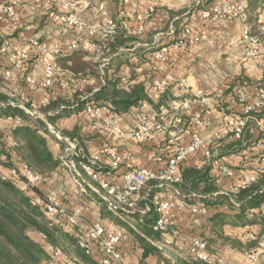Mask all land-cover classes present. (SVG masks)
Masks as SVG:
<instances>
[{
    "label": "crops",
    "instance_id": "1",
    "mask_svg": "<svg viewBox=\"0 0 264 264\" xmlns=\"http://www.w3.org/2000/svg\"><path fill=\"white\" fill-rule=\"evenodd\" d=\"M222 1L128 0L123 3V0H0V39L11 40V51L22 50L28 54L26 60H0V93L39 108L57 97L71 98L78 87L92 85L94 81L90 75L80 79L55 75L51 87L43 86L44 69L48 66L54 68L55 58L36 54L35 49L28 45V40L32 38L62 46L77 41V50L85 54V60L96 62L100 70L110 61L109 79H119L118 86L122 89L127 84L128 88L130 84L141 83L148 98V101L143 100L127 110L112 108L107 96H98L93 100L98 107L108 110V116L116 122L115 128L95 127L96 118L83 110L64 115L55 122L60 131L74 132L86 154L96 157L98 165L104 170L110 169L113 156L117 159L119 168L111 178L113 183L120 182V175L126 167L155 166L158 158L164 159L173 153L177 145H188L195 131L204 142L212 140L217 143L227 136H223L222 132L234 121L225 112L231 109L242 115L243 107L236 100L238 92H244L247 101L251 102L258 92L264 91V36L261 40V57L256 60L245 57L248 44L244 40V36L250 32L253 33L250 35L258 34V18L264 14V0H231L246 9L245 15L235 20L213 24L201 19L202 9ZM152 2L158 3V8L145 22L142 33L135 35L134 30L138 26L136 16ZM10 5L13 6V16L2 10ZM101 5L117 22V35L130 40L112 54L103 37L97 35L89 40L88 46H84V35L78 38L76 31L53 20L57 12L69 10L81 20L93 24L99 19L97 9ZM175 21L179 28L192 26L197 34L204 37L199 43L181 50L171 47L166 61H158L154 57L155 51L161 46L175 43L178 34L172 36L168 33L169 26ZM7 71L10 72L9 77L5 75ZM162 83L164 87L159 89ZM35 114L45 120L43 115L36 111ZM105 114L103 117L106 118ZM148 115L152 116L158 128L138 142L134 140L133 133L142 118ZM258 121L263 122L264 116L256 119L249 140L244 142L245 147L239 152L220 157L217 152L218 155L210 161H206L200 152L189 158L184 168L201 169L208 166L210 175L223 192L255 182L264 172V133ZM25 124L27 121L23 118L0 112V151L13 144L12 132ZM46 138L53 156L62 155L61 145L50 137ZM216 161L226 166L225 174L218 172ZM0 174L8 176L9 168L1 166ZM74 176L61 165L49 180L42 183L40 190L51 205L61 207L66 212L79 213L85 224L101 222L106 226L123 228L126 238L122 252L130 264H164L162 258L171 261L187 259L189 243L195 237L207 241L208 252L219 255L228 264H249V254H256L255 264H264V240L257 246L249 247V244H255L259 236L264 239V206L260 210L249 211L247 217L252 220L247 222L235 216L226 203L216 208L207 207L199 200L179 196L171 186H166L160 192L175 202L171 212L173 225L158 240L151 241L144 235V239L157 247L158 253L146 251V243L142 244L137 234L127 232L122 222L128 220L137 225L136 218L114 217L92 194L94 191L92 185H88V180L81 177L79 172L76 175L78 182ZM19 187L24 188L26 184L20 182ZM145 192L149 193V188ZM194 206L201 210L199 214L193 213ZM216 212L225 214L219 225L210 221ZM155 218L153 213L147 217L151 221L149 226H152ZM65 231L70 232L71 229ZM29 236L47 248L42 235L29 233ZM158 244H169L175 252L167 255ZM95 258L98 260V257Z\"/></svg>",
    "mask_w": 264,
    "mask_h": 264
},
{
    "label": "trees",
    "instance_id": "2",
    "mask_svg": "<svg viewBox=\"0 0 264 264\" xmlns=\"http://www.w3.org/2000/svg\"><path fill=\"white\" fill-rule=\"evenodd\" d=\"M173 23L174 33L172 36H175L181 28L176 25V21ZM117 34L116 32L107 41L110 54L117 51L118 47L126 46L130 41L128 37ZM250 34L253 33L250 32ZM4 40H8L9 43L11 41L9 38H1L0 46ZM39 42L41 41L39 40ZM262 47H264V44ZM5 59L8 62L11 60L9 53L0 56V60ZM55 63L53 81L55 75L56 77L60 76L65 79H80L83 76L90 75L94 83L82 88L78 87L71 98L57 97L47 105L39 108H33L30 102H20V100L9 98L5 94L0 93V112L6 116H17L27 121V124L17 127L12 132L13 144L0 151V167L5 166L10 170L8 176L0 174V264H59L52 259L51 253L48 250L49 247L59 250L67 263L99 264V261L95 258L98 257L96 254L86 255L79 247L80 228L74 227L68 232L63 228L56 227L46 218V207L50 203L42 194L40 186L50 179L51 174L59 166L63 165V153L59 157H54L49 150L46 137L56 140L61 145L62 152H64L67 146L66 141L57 139L50 132L49 126L61 138L68 139L76 144L78 154L73 157V160L77 166V171L82 175L81 177L88 180V185L92 183L96 184L92 185L93 187H97V183L89 179L84 173L83 166L90 165L88 162L89 156L77 141L75 133L57 129L55 126L56 120L64 115L82 110L86 102L95 100L98 96H107L110 99L112 108L115 110H127L143 100L148 101L141 83L130 84L128 88L127 84L122 89L118 86L119 79L108 78L110 61L109 64L104 65L100 70L96 62L85 60L84 53L82 54L78 50H74L71 53L62 52L60 55H57ZM11 104H16L17 106ZM18 105H22L23 108ZM27 111L33 113V116H29ZM35 111L37 114L43 115L45 120L37 117ZM225 113L231 116L233 120L242 116L239 112L232 111L231 109ZM262 116H264V108L251 114V119L246 124L239 139H236L233 134H228L219 142L211 145L210 148L216 149L219 157L223 154L239 152L245 147L244 142L249 140L251 136L250 131L256 119ZM184 165L182 167L181 181L171 185L179 196L199 200L207 207L216 208L217 205L226 203L229 210L233 211L235 216L247 222L252 220L247 217L249 211L260 210L264 206V172L260 173L255 182L248 186H240L237 190L223 192L210 175L208 166L197 169L192 167L184 168ZM23 166H27L34 174L39 175L42 181L37 185L28 184L27 177L22 173ZM20 182L26 184V187L20 188ZM155 186V182H150L146 188L160 191ZM92 194L97 197L102 207H104L100 195L96 192H92ZM148 205L149 202L146 200L140 203L139 208H144ZM150 214L148 212L141 221L137 214L128 216L129 218H136L137 225L128 220L125 222L120 220V222L124 224L127 231L129 230L134 235L137 234L142 244L146 243L144 246L146 251L160 253L157 247L144 239L146 236L151 241H154L158 240L161 236V233L153 231L152 227L148 225L151 222L147 220ZM224 215L216 212L210 218V221L219 225ZM29 233L42 235L47 248L32 239ZM261 240L263 241L264 239L259 236L254 242L255 244H249V247L257 246ZM211 255L217 254L211 253ZM162 259L164 264H204L193 260L190 256L187 259L180 258L175 261L167 258Z\"/></svg>",
    "mask_w": 264,
    "mask_h": 264
},
{
    "label": "built area",
    "instance_id": "3",
    "mask_svg": "<svg viewBox=\"0 0 264 264\" xmlns=\"http://www.w3.org/2000/svg\"><path fill=\"white\" fill-rule=\"evenodd\" d=\"M127 2L128 0H123V3ZM157 8L158 3L152 2L136 16L138 26L134 30L135 35H140L142 33L145 22L151 18ZM2 10L9 16H13L14 14L13 6L11 5L4 6ZM97 13L99 19L93 24L81 20L76 14L69 10L67 12H57L53 16V20L68 29L76 31L78 38H83L81 35H84L86 39H83V45L88 46L90 43L89 40L95 38L97 35L99 37L103 36L104 39L108 36H113L117 31L116 29H118L117 22L112 19L104 5L99 6ZM245 13L246 9L242 4L233 3L231 0H223L220 3H215L202 9L200 16L203 21L214 24L238 19L243 17ZM122 14L123 11L120 12V15ZM258 24V34H246L244 36V40L248 44V48L245 50V57L255 60L260 56L261 40L264 36V14L259 15ZM168 33L170 35L174 33L173 25L169 26ZM203 37V35L197 34L192 26H182L181 30L178 32L175 43L170 46H161L155 51L154 57L156 60L164 62L167 59L171 47L181 50L187 46L199 43ZM28 45L35 49L36 54L49 55L52 58H55L64 51L70 52L77 50L79 47L77 41L67 46H62L60 43L49 44L46 42H39L35 38L29 39ZM26 52L27 51L22 50L11 51V44L8 40H4L0 46V56L9 53L11 60H26L28 57ZM43 74V86L51 87L54 76L53 67H46ZM5 75L9 77L10 72H5ZM28 81L30 82V79H28ZM163 87L164 83L158 86L159 89ZM237 100L243 107L242 116L234 120L233 123L228 124L227 127L224 128L222 135L233 134L236 139H239L246 124L251 119V114L264 108V91L258 92L251 102L247 101L244 92H238ZM82 110L96 118L95 127H116L115 120L108 116V110L103 107H98L93 100L86 102ZM104 113H106V118L103 117ZM27 114L33 116V113L29 111H27ZM258 122L264 133V121ZM155 128H158V126L153 122L151 115L143 117L139 126L133 133L134 140L141 142L145 137L150 136ZM49 130L57 139L67 142V146L62 155L63 165L75 174V180L78 182V176H76L78 175L77 166L73 160V157L78 154L76 144L68 139L61 138L51 126H49ZM217 139H219V137ZM213 144L214 142L212 140L204 142L200 138L199 133L195 131L191 134V140L188 145H177L173 153L168 154L164 159L158 158L155 166L140 168L126 167L120 175V182L118 183H113L111 179L114 172L119 168L117 159L114 156L111 160L110 169L104 170L99 166L96 157H89L88 162L90 165H84L83 169L86 175L93 182L97 183V187L91 186V188L100 195L107 211L114 217L121 219L131 214H137L141 221L143 217L150 212L156 217L151 226L152 230L165 234L173 225L171 212L175 208V202L171 197L164 196L160 191L165 189L166 186H171L181 181L182 167L189 158L200 152L206 161H210L213 157H216L218 155L217 150L210 148ZM215 163L220 174H225L227 172V168L222 162L216 161ZM22 173L27 177L28 184L30 185H37L42 181L41 177L34 174L27 166L22 167ZM150 182H155V188H159L160 191L153 192L152 188H149V193H144L147 184ZM146 200H148L149 205L144 208H139L140 203ZM192 211L195 214L201 212V210L195 206L192 208ZM45 213L46 218L56 227L63 228L64 230H70L74 227L80 228L81 234L78 240L79 247L86 255L96 254L99 264H130L126 262L122 252V245L126 238V231L123 228L117 225L106 226L101 222L85 224L79 213L66 212L63 208L51 204L46 207ZM262 214L264 215V211ZM262 245L263 244L260 246ZM207 249V242L202 238L195 237L191 239L188 247V254L193 260L204 264H228L219 255H211ZM48 250L55 262L59 264H72L66 262L59 250H54L51 247H49ZM248 257L249 264H255L256 254H249Z\"/></svg>",
    "mask_w": 264,
    "mask_h": 264
},
{
    "label": "rangeland",
    "instance_id": "4",
    "mask_svg": "<svg viewBox=\"0 0 264 264\" xmlns=\"http://www.w3.org/2000/svg\"><path fill=\"white\" fill-rule=\"evenodd\" d=\"M117 27H118V26H117ZM116 30H117V29H116ZM101 37H103V36H101ZM109 38H111V36H108V37L104 38V39H103L104 42L107 43V41H108ZM90 185H93V184L90 183ZM127 232H128V231H127ZM169 244H170V243H169ZM169 244H164V245H159V244H158L161 250H165V252L168 253L167 255H169V253L172 254L173 252H175V249H174V251H173V249H172L171 247H169ZM189 244H190V243H189ZM188 247H189V246H188Z\"/></svg>",
    "mask_w": 264,
    "mask_h": 264
}]
</instances>
